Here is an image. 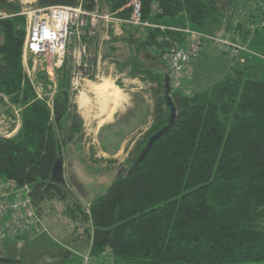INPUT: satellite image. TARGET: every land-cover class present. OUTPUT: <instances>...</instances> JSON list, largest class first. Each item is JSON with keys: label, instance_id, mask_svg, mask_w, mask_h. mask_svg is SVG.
Listing matches in <instances>:
<instances>
[{"label": "trees", "instance_id": "obj_1", "mask_svg": "<svg viewBox=\"0 0 264 264\" xmlns=\"http://www.w3.org/2000/svg\"><path fill=\"white\" fill-rule=\"evenodd\" d=\"M99 1L38 0V7L81 4L92 12ZM141 1L143 21L172 27L166 19L184 14L197 30L216 35L230 32L243 0ZM129 2L107 0L106 5L116 17L128 19L133 10ZM248 6L255 8L245 17L260 34L264 0H252ZM228 8L236 12L228 16ZM0 9L20 8L0 0ZM0 34V93L25 106L17 135H0V178L14 180L19 188L28 186L41 214V203L66 196L52 172L63 153L60 131L70 115L68 88L75 66L68 57L60 68L64 89L55 97L52 109L58 116L53 122L50 104L37 99L29 84L23 86L25 18L0 19ZM165 35L183 41L180 33L129 24L112 38L109 48L115 61L117 44H126L123 68H131L132 78L154 84L153 124L136 147V163L88 211L74 202L68 213L77 220L80 214L82 222L90 224L85 234L92 255L108 250L115 264H264V81L248 77L242 69L192 96L178 92L177 114L169 126V69L163 59L169 44L159 39ZM143 56L157 57L161 66L157 61L146 64ZM22 91L24 99L19 98ZM70 118L66 130L74 135L82 120L76 110ZM166 127L141 159L149 139ZM10 247L0 262L24 264L13 256L17 248Z\"/></svg>", "mask_w": 264, "mask_h": 264}, {"label": "rangeland", "instance_id": "obj_2", "mask_svg": "<svg viewBox=\"0 0 264 264\" xmlns=\"http://www.w3.org/2000/svg\"><path fill=\"white\" fill-rule=\"evenodd\" d=\"M8 1L20 9L18 12L10 9L3 10L9 15L12 14L13 17L15 15L23 16L25 18L26 29L27 20L23 12H28L32 8L38 7V0ZM132 1L130 0L128 6H132ZM250 1L243 0L237 13L233 9H227L228 16L233 15V13L236 14L232 28L229 30L230 32H218L216 36L195 30L196 33L206 35V38L203 39L204 43L197 59L199 60V67L196 70H192V75L185 87L191 90L192 94L190 96L197 91H204L211 85L219 82L223 78H221V73L223 65H226L225 63L234 66V62H237L230 60L218 49L217 42L213 41L214 37L230 40L246 47L247 52H242L240 60L247 62L251 58L253 60L250 59V61L254 63L253 66L245 68L247 76L264 81V30H261L260 34H256V27L253 25L249 26V22H251L250 18L247 19L245 16L255 8L248 6ZM106 3L107 0H100L99 8L94 10L101 16L99 29L96 33L98 37L95 39L91 37V40L77 38L73 40L72 44V46L77 47L79 44L84 43L86 45L87 43L88 50L83 54L84 62L81 66L72 62L73 68L74 66L75 68L72 77V87L70 85L68 88L70 115L72 116L75 110L78 112L82 120L81 130L75 132L74 135H70L71 133L66 130L71 126V116L69 115L65 119L66 124L64 125L66 126L64 130L60 131L66 166L65 168L63 167V175L57 182H59L62 191L66 195V199L60 202L48 200L41 203V215L50 234H45L42 237L44 238V245L37 249L35 256L32 255V259L29 258L27 260L30 263L24 260V264H80V257L74 254L75 252L72 249L80 252L88 251L90 244L85 231L90 227V224L82 222V215L79 212V219H72L68 213L70 206H73L76 200L81 202L83 210L85 211L87 208V211L89 209L88 203L103 195L118 177L124 175L136 163V147L140 144L139 142L146 138V133L153 124L155 104L153 95L154 84L149 80L142 81L138 78H132L129 75L131 68L129 66L123 68V64L127 61L122 56V54H125V51L127 52L126 44H117L120 50L118 62L115 61L114 53L109 48L112 37H104L106 32L114 26L112 24L109 26L107 19H102L111 13ZM244 21L250 27H248V31L241 30ZM260 21V18H258L255 23L258 24ZM166 22L172 23V25L178 23L183 26L190 24L187 22L184 14H180L174 19L167 18ZM224 23L226 24V22ZM103 24H107V26L103 27ZM123 24H119L121 29ZM102 27L104 28V32L102 31ZM192 27L196 29L194 25ZM178 28L185 27L178 26ZM236 28H238L237 31ZM247 39L250 40V45L254 50L249 46L247 47V43H244ZM92 46L95 49H92L93 51L91 52L90 48ZM93 55H95V58ZM89 56L91 59L88 58ZM23 57L24 54H22L21 64L23 86L29 84L37 99H45L50 104L51 120L56 122L58 112L54 108L52 110V106L56 104L55 97L58 96L57 94L64 89L60 85L62 77V75L60 76V68L67 58L59 68L55 66L51 70V73H49L47 69L52 64L51 62L44 61L43 59L35 60L31 57L27 60V63H24ZM143 58L146 64L153 65L157 61V65L161 66V62L157 57L145 58L143 56ZM85 64L86 66H84ZM77 66L81 68L86 67L87 74L81 70L77 72ZM194 77L198 78V85L196 84L193 87L190 81ZM98 85H101L102 90L96 92L93 88ZM184 91L180 90L179 94L188 96ZM82 92L90 96L88 104L83 106V108L80 107L79 102ZM99 92L101 93L99 94ZM176 93L171 94L172 98ZM47 96L48 99H46ZM19 98L24 99L23 91L19 94ZM178 98L175 96L173 102L178 104ZM110 104L113 106V111ZM24 108V105L14 102L11 96L2 92L0 93V135L7 137L17 135L22 125L21 112ZM100 113L104 114L102 118H106L107 114L111 115L108 116V120L100 123V119L95 120L97 118L96 114ZM54 199L58 200L60 198L58 195H55ZM49 204H51L50 207L45 209L44 206H48ZM260 222L264 224V219H261ZM6 244L8 245L9 243L0 242V256L7 255L4 253V250H2L3 254L1 253V249L6 248ZM16 248L19 250L18 247ZM64 252L70 255L67 258H63ZM113 259L111 256L108 257L109 262L112 261L114 263ZM93 263V261L90 262V264Z\"/></svg>", "mask_w": 264, "mask_h": 264}, {"label": "built area", "instance_id": "obj_3", "mask_svg": "<svg viewBox=\"0 0 264 264\" xmlns=\"http://www.w3.org/2000/svg\"><path fill=\"white\" fill-rule=\"evenodd\" d=\"M132 8L128 19L118 18L112 13L102 19H107L108 23H126L158 28L163 32L180 33L183 41L173 39L169 35L159 39L169 44L165 48L163 59L169 69L170 95L185 90V94L190 96L192 92L185 88L186 83L192 75L193 65L200 55L206 35L188 28L168 27L143 21L141 0H133ZM23 13L27 20L22 52L24 63L31 57L49 61L52 63L47 69L49 73L55 66L59 68L68 57L78 66L82 65L83 54L88 50L87 43L75 47L72 46L73 40L91 39L96 36L101 19L98 13L87 11L81 4L36 7ZM11 16L13 15L0 9V19ZM213 41L217 42L219 49L232 61H238L242 52L247 50L246 47L230 40L214 37ZM78 66L77 72L81 70L87 74L86 67ZM42 227L45 228L41 214L29 195V187L19 188L14 180L0 178V242H13L16 247L22 248L26 245L25 236L41 230Z\"/></svg>", "mask_w": 264, "mask_h": 264}, {"label": "crops", "instance_id": "obj_4", "mask_svg": "<svg viewBox=\"0 0 264 264\" xmlns=\"http://www.w3.org/2000/svg\"><path fill=\"white\" fill-rule=\"evenodd\" d=\"M188 22V21H187ZM108 23V22H107ZM244 24H243V28L241 29L242 31H248V29L250 28L249 26H247L248 24L244 21L243 22ZM114 25L111 29H109L107 32H106V34L104 35V37H116V36H120L121 35V33H122V29L119 27V24H116V23H109V26L110 25ZM172 24V23H171ZM116 25V26H115ZM104 26H107V24H103V27ZM174 26H180V27H185V28H190L191 30H197V29H194L192 26V24H187L186 26H183V25H179L178 23H175L174 24ZM102 27V31L104 32V28ZM249 27V28H248ZM103 32H102V34H103ZM96 37H98V35L96 34V36H94L93 37V39H95ZM250 39V38H249ZM249 39H247L246 41H244V43H247L246 45H247V47L249 46L251 49H253L252 47H251V45H250V40ZM89 40H91V39H89ZM240 41V40H239ZM203 43H204V41H203ZM95 49L93 46L90 48V51L92 52L93 50ZM218 49H219V46H218ZM220 50V49H219ZM254 50V49H253ZM221 51V50H220ZM221 53V52H220ZM98 55V54H97ZM257 56V55H256ZM93 57L95 58V55H93ZM245 57H247V55H245ZM258 57V56H257ZM88 58H90L91 59V57L89 56ZM250 59L251 58H249V60L246 62V61H244V62H242L240 59L237 61V62H234L235 63V65L234 66H230L228 63H225L226 65H223V68H222V73H221V78L222 79H224V78H226V77H228V76H231V75H234L236 72H238L239 70L241 71L242 69H245L246 67L247 68H249V67H251V66H253V62H251L250 61ZM262 59V58H261ZM251 60H253V59H251ZM256 63V62H255ZM262 63V62H261ZM199 67V60H196V62L194 63V66H193V69H197ZM221 79V80H222ZM189 80V79H188ZM187 80V81H188ZM187 84V83H186ZM190 84H192V86L194 87V86H196V84L198 85V78H196V77H194V79H192L191 81H190ZM214 85V84H213ZM213 85H211V86H213ZM210 86V87H211ZM198 90V89H197ZM197 92H202V91H197ZM196 93V92H195ZM88 95V94H87ZM88 98H85V100H82L81 98H80V107H82L83 108V106H86L88 103L87 102H89L88 101V99L90 100V96H87ZM98 97V96H97ZM102 104H104V103H102ZM110 106H111V104H110ZM111 109H112V111H113V106H111ZM53 110V109H52ZM104 114L103 113H100V114H96V116H97V118H95V120H99L100 119V123H103L105 120H108L109 118H108V116H110L111 114H107L106 116V118L105 117H103L102 118V116H103ZM63 153H64V149H63ZM62 153V157H63V160H64V168H65V166H66V160H65V157H64V154ZM66 199V198H65ZM65 199H58V200H56V199H54L55 201H58V202H60V201H65ZM52 201V200H51ZM74 202H78V201H74ZM89 202V201H88ZM93 202V201H92ZM92 202H90V203H88V208L90 207V204L92 203ZM79 203H81V202H79ZM82 204V203H81ZM50 205L51 204H49L48 206H44V208L45 209H47L48 207H50ZM87 207V206H86ZM87 209V208H86ZM89 210V209H88ZM87 210V211H88ZM41 217H42V215H41ZM42 220H43V226L45 227V228H41V230H38V231H35L34 233H32V234H28V235H26L25 236V240H27L26 241V245L24 246V247H22V248H19V250L18 249H16L17 250V252H15L14 253V257L15 258H17V259H21L22 261H23V263H24V260L25 261H27L29 258L30 259H32L31 257H32V255H34L35 256V254H36V252H37V249L38 248H40V247H42V245H44V242H43V240H44V238H42V237H44V235L45 234H50L49 233V231H48V228H47V226H46V223H45V221H44V219L42 218ZM11 243V244H10ZM33 245V247H32V245ZM10 246H15V244L13 243V242H9V244L7 245L6 244V248H4V249H1V251L2 250H4V253H6V254H8V252H9V248H11ZM67 249H69V250H71L69 247H67ZM75 253L74 254H77L79 257H80V259H81V262H80V264H90V262L91 261H93L94 263L93 264H108V257H110V252L107 250V251H105L102 255H100V256H93L92 255V253H91V248L89 247L88 248V251L87 252H80V251H76V250H74V249H72ZM72 250H71V252H72ZM2 254H3V251L1 252ZM31 253V254H30ZM105 256V257H104ZM67 258V257H66ZM87 261H89V262H87ZM28 262V261H27ZM28 263H30V262H28Z\"/></svg>", "mask_w": 264, "mask_h": 264}, {"label": "water", "instance_id": "obj_5", "mask_svg": "<svg viewBox=\"0 0 264 264\" xmlns=\"http://www.w3.org/2000/svg\"><path fill=\"white\" fill-rule=\"evenodd\" d=\"M166 96H167V104H168V106L170 108V111H171V122L169 124V126H170L171 124H173L177 113H176L175 104L173 102V98L170 95V85H169V78L168 77L166 78ZM166 129H167V127L165 129L159 131L158 133L154 134L149 139V142H148L145 150L141 154V159H143L146 156V154L149 152V150L151 149V147L153 146L155 141L161 137V135L164 133V131ZM63 167H64L63 157H60L59 160L56 162V164H55V166L53 168V172H52V176H53V178L55 180L58 181L62 177V175H63Z\"/></svg>", "mask_w": 264, "mask_h": 264}, {"label": "bare ground", "instance_id": "obj_6", "mask_svg": "<svg viewBox=\"0 0 264 264\" xmlns=\"http://www.w3.org/2000/svg\"><path fill=\"white\" fill-rule=\"evenodd\" d=\"M100 86H101V85H98V86L94 87L93 90L96 91V92L102 90V87H100ZM102 92H104V91H102ZM100 93H101V92H99V94H100ZM87 96H88V95H87L85 92H82V93H81V99H82V100H85V98H88ZM116 97H117V96H116ZM116 97H115V98H116ZM112 101H113V100H112Z\"/></svg>", "mask_w": 264, "mask_h": 264}]
</instances>
